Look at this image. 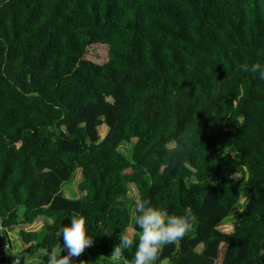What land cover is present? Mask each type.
Masks as SVG:
<instances>
[{"label":"trees","instance_id":"obj_1","mask_svg":"<svg viewBox=\"0 0 264 264\" xmlns=\"http://www.w3.org/2000/svg\"><path fill=\"white\" fill-rule=\"evenodd\" d=\"M257 62L264 0H0V238L59 253L79 213L93 246L73 264L110 259L136 184L197 217L168 264H264V80L241 68Z\"/></svg>","mask_w":264,"mask_h":264},{"label":"clouds","instance_id":"obj_2","mask_svg":"<svg viewBox=\"0 0 264 264\" xmlns=\"http://www.w3.org/2000/svg\"><path fill=\"white\" fill-rule=\"evenodd\" d=\"M241 68L245 72L258 73L259 78L264 80V65L259 62L252 64L250 68L247 65H241ZM133 208L132 231L126 229L119 234V243L108 256L113 264H121V261L123 264H168L167 259H161L163 249L173 244L179 246L197 225V217L190 210H186L183 215L169 214L166 208L152 206L149 199H136ZM104 235L111 234L105 232ZM57 236L63 237L59 253L46 248H41L36 253L42 257L43 264H73L74 258L78 259L86 249L93 246V236L88 235L86 218L79 213L72 215L70 226L61 227ZM134 244V257L129 260L125 257V252ZM65 251L67 254H62ZM13 264L20 262L14 260ZM80 264L88 262L80 261Z\"/></svg>","mask_w":264,"mask_h":264},{"label":"rangeland","instance_id":"obj_3","mask_svg":"<svg viewBox=\"0 0 264 264\" xmlns=\"http://www.w3.org/2000/svg\"><path fill=\"white\" fill-rule=\"evenodd\" d=\"M107 52H108L107 45L97 44V45L92 46L91 48H88L87 54L84 57L86 59H89L90 61H92L94 63L102 64L107 60ZM99 133L101 136H103L105 134V129L103 127L99 128ZM121 150L125 151L126 148H121ZM79 182H81V175H80L79 170H77L75 175H74L73 180L71 182L63 184L61 191L64 194V196L67 198H71V199L81 197L82 194L80 193V191L77 188ZM139 184L140 183H138L137 185H139ZM135 185L136 184L130 185L129 191H128V198L132 201L139 199L138 190H137V187ZM245 201H246L245 198H242V197L240 198V204L243 205ZM240 211H241V208L239 206L236 209L235 215L233 217L236 218L238 216V214L240 213ZM39 226H40V223L37 220L31 225L30 229L35 231L37 228H39ZM8 239L10 240L11 249L10 250L8 249L6 239H2L3 248L5 250L9 251V253L12 256L13 261L19 260L20 264H43L42 257L36 254V253H38V251L37 252H34V250L33 251H27V252L25 251L26 247L21 243L18 233H16V232L8 233ZM65 254H67V253H65ZM88 255H89L91 261L96 263V264L113 263L112 260L108 259V258H104V259L100 260L99 258L102 255H100L98 252H96L93 249H91V251L90 250L88 251ZM45 259H47V258H45Z\"/></svg>","mask_w":264,"mask_h":264},{"label":"crops","instance_id":"obj_4","mask_svg":"<svg viewBox=\"0 0 264 264\" xmlns=\"http://www.w3.org/2000/svg\"><path fill=\"white\" fill-rule=\"evenodd\" d=\"M30 227H31V225L30 226H27L26 227V229L27 230H32V229H30ZM8 239V238H7ZM9 242V243H8ZM8 242H6V243H8V249L10 250L11 249V244H10V240L8 241ZM9 244H10V246H9ZM8 252V255H9V257L11 258V260H12V256H11V254L9 253V251L8 250H5L4 248H3V242H2V238H0V258H1V256H2V254H6ZM1 263V262H0ZM7 264H9L8 262H6Z\"/></svg>","mask_w":264,"mask_h":264},{"label":"built area","instance_id":"obj_5","mask_svg":"<svg viewBox=\"0 0 264 264\" xmlns=\"http://www.w3.org/2000/svg\"><path fill=\"white\" fill-rule=\"evenodd\" d=\"M1 264V263H0Z\"/></svg>","mask_w":264,"mask_h":264}]
</instances>
